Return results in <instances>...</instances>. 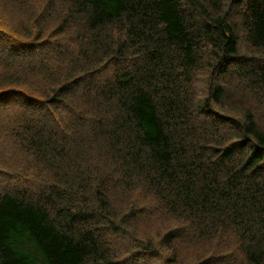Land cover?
I'll list each match as a JSON object with an SVG mask.
<instances>
[{
    "label": "trees",
    "instance_id": "obj_1",
    "mask_svg": "<svg viewBox=\"0 0 264 264\" xmlns=\"http://www.w3.org/2000/svg\"><path fill=\"white\" fill-rule=\"evenodd\" d=\"M44 1L62 19L52 25L58 36L0 19L27 38L0 23V177L16 174L7 163L21 167L16 153L33 156L27 146L46 156L49 141L46 163L57 174L39 198L26 186H0V264H177L190 256L191 264H264V125L252 106L231 111L222 81L258 87L250 91L264 104V0H218L216 12L204 0ZM242 32L263 55L241 52ZM196 73L205 95L193 87ZM17 87L18 97L46 109L27 128L24 149L11 129L4 136L1 120ZM77 94L83 105L72 102ZM48 121L54 132L45 135L39 124ZM84 126L88 144L67 142ZM111 195L145 196L159 218L182 222L150 242L137 232L153 216L149 204L125 211ZM103 221L134 247L103 244Z\"/></svg>",
    "mask_w": 264,
    "mask_h": 264
},
{
    "label": "rangeland",
    "instance_id": "obj_2",
    "mask_svg": "<svg viewBox=\"0 0 264 264\" xmlns=\"http://www.w3.org/2000/svg\"><path fill=\"white\" fill-rule=\"evenodd\" d=\"M31 5H28L27 7L21 5L19 2L15 0H0V19H3L7 22L13 23L11 18H16V20L19 23L24 24L25 27H28V29H34L36 30L35 26H39L41 28L42 34L47 32V34L50 36H58L57 32L55 31V27H52V25L55 23L59 24L61 22V18L56 17L55 15L47 13V10L45 8V4L47 1L44 0H28ZM207 7L212 11L216 12L215 9L210 8V6H213L214 4L218 3V0H204ZM220 3V1H219ZM35 7V8H34ZM58 9L62 8V5L57 6ZM41 19V21H40ZM233 19V17H232ZM32 22L35 23V26L32 25ZM40 22V24H39ZM0 23L6 27L7 29L11 30L14 32V30L5 22L2 23L0 20ZM14 24V23H13ZM43 27V29H42ZM51 31H53V34H51ZM46 34V33H45ZM14 35L21 41H25L27 38L23 36H19L17 33L14 32ZM241 52L245 55L248 56H255L258 54L263 55V52L261 50L252 48L247 44V42L244 39V35L242 32V37H241ZM106 58L103 57V61H105ZM111 66V69L105 74V77L101 78L102 83H104V80H106L112 73L114 72L115 68L118 66ZM97 66V65H96ZM1 65H0V73L6 72ZM232 74V73H230ZM234 74V72H233ZM212 75V74H211ZM233 76V75H231ZM211 76H208L207 73V81H210ZM222 81L227 89V94L228 98L230 100L229 104L233 108L235 113H237L239 110L243 111V108L252 106L254 108L253 111L255 114L259 117H261V122L264 125V104L262 102H258L254 96L252 95L253 92L255 91H260L258 87H252L250 88L249 85L244 84L241 82L239 78H232V77H222ZM198 80H197V73H196V78L194 79L193 82V87L197 88V93L200 94H206V87L202 90L198 89ZM21 87L14 88V90H18L19 92L13 96L10 97H16L15 100L7 99L2 106L4 107V110L1 111V113H7L8 115L5 117H1V120H3L4 124V136L9 137V133L7 130L11 129V138L12 140L16 143V148L22 147L21 142L23 141L25 144V141L28 139L29 132L27 131V128L30 127V123L33 122L37 117H38V109H44L45 108H40L39 103H31L29 102V99L22 95L21 97H18L21 95ZM253 92H251V91ZM194 92V94L196 93ZM8 96V95H6ZM18 97V98H17ZM75 99V100H74ZM4 100V99H3ZM72 102L75 103H81L83 105L84 102V97L77 94L75 95V98L73 97ZM77 101V102H76ZM80 106V105H79ZM228 110H226L227 113ZM84 113V112H83ZM85 114V113H84ZM86 115V114H85ZM87 120V117H86ZM89 123V121H87ZM90 124V123H89ZM91 125V124H90ZM21 127L22 133L20 134L19 128ZM72 125H67V132L69 133V130L72 129ZM53 123L48 121L46 123H40L39 124V130L42 132V134H50L54 132ZM36 134V132H35ZM88 134V129L87 127H83L80 133L78 134H72V140H67V142L71 144H79L81 143L83 145H86L89 143V140L87 138ZM54 137V136H53ZM54 142H48L46 145V151L47 155L44 156L42 155L41 157L35 151L36 149L31 146H27L29 149L34 151L33 156L29 153L22 155L20 152L16 153L19 155L18 162H22L20 165L21 167H18L19 163H12V165H16V167L10 166L8 163L6 164L7 167H4L7 171L13 170L16 172L13 176L10 175H5L0 177V186L4 188H10V189H18L21 186H26L27 187V193L30 197L33 198H39L41 197L44 192L49 193L52 190V185L51 182H55V176H56V170L55 167L49 165L46 163V157L50 156L53 154L52 149L54 147ZM23 148V147H22ZM24 149V148H23ZM45 151V152H46ZM23 153L26 151L23 150ZM37 158H35V157ZM1 159L4 161L7 160V155L4 153H0ZM15 161L17 160L16 158L12 157ZM36 160H41L42 165H40ZM28 165L27 169L24 168L25 164ZM3 169V167H0ZM78 180L77 177L74 175L71 176L70 180L68 181V184L71 183L69 186L73 190L76 188V181ZM62 179L59 181L64 187L66 188V194H64L65 197L68 198L70 195L69 192H67V187L64 184H62ZM114 181V180H113ZM83 183V182H82ZM112 184V181L110 182ZM67 184V185H68ZM82 188V187H81ZM20 189V188H19ZM87 190V188H86ZM82 191H85L82 190ZM61 194V193H60ZM113 202H116L118 204L119 209L127 210L130 208L131 204L134 202L136 206H141L144 204H149V206L152 209V214L153 216H143L139 222H137V232L139 236H146L150 242L158 241L160 234L165 232L167 229L175 227V225L180 224L182 222L181 219L177 220L173 217H166V218H159L158 216L160 215L159 213L155 215V208L157 205L151 200V204L148 203V200L146 197H140V198H127L124 201L122 199H119L116 201L114 199V196L111 195ZM116 197V196H115ZM84 200H87L84 198ZM77 201H80L78 199ZM89 203H95V200L92 201L90 200ZM97 204V203H96ZM93 205V204H90ZM109 206V205H108ZM117 206V205H116ZM118 209V214L115 213L116 218H119L117 215H121V213ZM105 210V209H104ZM106 211V210H105ZM109 219H112V215H109ZM104 227L99 226V231H98V238L103 241V244L107 245H113L114 248L113 250L116 251H123L127 249H131L134 247L133 240L131 239V235L125 236V239L120 238L119 236L115 235L114 232L111 231L110 226L107 225L106 221H103ZM135 224V222H132V227ZM131 227V228H132ZM159 235V236H158ZM187 246V245H185ZM185 248H182L180 252L182 253V256H188L187 252H184ZM192 252V251H191ZM191 257V256H190ZM186 258L184 260H179L177 264H191L192 262L189 261V258ZM176 264V263H174Z\"/></svg>",
    "mask_w": 264,
    "mask_h": 264
}]
</instances>
